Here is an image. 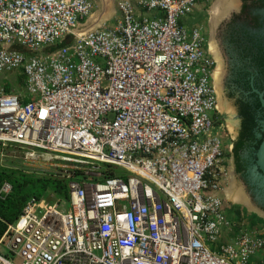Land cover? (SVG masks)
<instances>
[{"label": "built area", "instance_id": "1", "mask_svg": "<svg viewBox=\"0 0 264 264\" xmlns=\"http://www.w3.org/2000/svg\"><path fill=\"white\" fill-rule=\"evenodd\" d=\"M202 1L118 0L80 33L93 0H0V72L24 80L0 84V156L47 162L68 195L25 203L0 264H264L263 233L224 213L212 58L181 23Z\"/></svg>", "mask_w": 264, "mask_h": 264}, {"label": "flooded vegetation", "instance_id": "2", "mask_svg": "<svg viewBox=\"0 0 264 264\" xmlns=\"http://www.w3.org/2000/svg\"><path fill=\"white\" fill-rule=\"evenodd\" d=\"M209 8L199 12L203 20L206 13L207 24ZM203 20L198 29L213 63L215 121L230 144L227 166L251 210L241 206L264 220V172L258 164L264 146V0H232L210 34ZM210 38L216 57L210 52ZM231 117L234 123L229 125ZM261 158L264 163V152Z\"/></svg>", "mask_w": 264, "mask_h": 264}, {"label": "trees", "instance_id": "3", "mask_svg": "<svg viewBox=\"0 0 264 264\" xmlns=\"http://www.w3.org/2000/svg\"><path fill=\"white\" fill-rule=\"evenodd\" d=\"M65 45V42L59 43L57 47L51 48L55 50ZM19 85L22 86L23 76L18 77ZM6 91H10L11 87L7 84ZM22 89L19 87L18 90ZM239 148V144L235 145L234 152ZM4 182L11 185V191L4 198L0 199V238L4 234L7 225L13 223L21 212L25 203L32 197L40 198L48 193H53L61 199H67L66 180L52 173H24L16 169H8L0 167V187ZM224 213L228 218L237 221H244L245 225L250 229L261 230L264 228V220L257 216H241L239 211L234 207L226 206ZM264 237V234H263Z\"/></svg>", "mask_w": 264, "mask_h": 264}, {"label": "rangeland", "instance_id": "4", "mask_svg": "<svg viewBox=\"0 0 264 264\" xmlns=\"http://www.w3.org/2000/svg\"><path fill=\"white\" fill-rule=\"evenodd\" d=\"M117 1L118 0H112L113 12H115V14L113 13L104 22V26H110V27L113 26L114 25V18L119 17V13L116 12ZM100 2H101L100 0H94V11H93L94 14L93 15L101 12L102 5ZM201 7H205L206 9L208 7H210L209 8V16H211V8L213 7V0H203L202 2H200L195 7V9L193 10V12H191V14L187 15L186 17H184L182 19L181 23L183 24V26L186 27L187 30H189L193 26L199 27V24L203 20L202 15L201 14L199 15ZM203 17L205 20L206 19V13ZM86 20H87V18H85V21ZM206 22L207 21H204V26H205L204 28L208 29L207 32H209V34H210V31L212 32V28L210 25V17H209V24H207ZM211 40L212 39H209L210 42H211ZM210 42L208 43V45H210ZM15 77H16L15 72H12V73L0 72V84L7 85V83H9V82H12L15 84V82H16ZM16 83H18V82H16ZM0 167L20 170V171H22L24 173H28V174H30V173H47L53 169L52 165L47 164V162H44L41 159H34V158H27L26 159L24 157V154L22 153V151L20 149H14V148H8L4 152V155L0 156ZM118 172H119V170H118ZM227 172L228 173H227L226 184L222 186L223 187L222 195L224 194V190L229 187V185L231 183V179L233 178L232 175L230 174L229 169H227ZM222 195L220 194L221 197H222ZM224 200H225V203L228 207H234V209L236 211H239L241 213L240 214L241 216H245V217L253 216L252 214H249L247 212V210H245L243 208V206L237 205V204L234 205L232 202L228 201L225 198V196H224ZM64 208L65 209L68 208L67 203L64 205ZM247 208H249V207H247ZM261 232H264V228L261 229Z\"/></svg>", "mask_w": 264, "mask_h": 264}, {"label": "bare ground", "instance_id": "5", "mask_svg": "<svg viewBox=\"0 0 264 264\" xmlns=\"http://www.w3.org/2000/svg\"><path fill=\"white\" fill-rule=\"evenodd\" d=\"M102 5V10L100 13H97L95 15H91L90 18L87 20L86 27L80 32V33H86L95 27L102 24L105 20H107L112 14H113V7H112V0H100ZM230 4L232 5V0H215L213 3V7L211 8V16H210V25L213 28L214 25L219 21V19L223 16V13L230 7ZM234 4V3H233ZM213 31V29H212ZM212 39V38H210ZM210 42V41H209ZM210 52L216 57V51L214 47V43L210 42ZM217 76V73L215 72V78ZM217 91H218V87ZM218 94V93H217ZM223 108V107H222ZM225 112V111H224ZM234 123L233 118L231 117L229 121V125ZM225 198L238 205H246L248 206V202L243 194V191L241 187L233 180L231 179V183L228 188L224 190ZM251 210V207L248 208Z\"/></svg>", "mask_w": 264, "mask_h": 264}, {"label": "water", "instance_id": "6", "mask_svg": "<svg viewBox=\"0 0 264 264\" xmlns=\"http://www.w3.org/2000/svg\"><path fill=\"white\" fill-rule=\"evenodd\" d=\"M263 152H264V146L261 148V150H260V155H259V161H258V164L260 165V168H261V170L264 172V163H263V160H262V154H263ZM260 216H262L263 218H264V214H261Z\"/></svg>", "mask_w": 264, "mask_h": 264}, {"label": "crops", "instance_id": "7", "mask_svg": "<svg viewBox=\"0 0 264 264\" xmlns=\"http://www.w3.org/2000/svg\"><path fill=\"white\" fill-rule=\"evenodd\" d=\"M193 12V11H192ZM89 24H87V26H88ZM249 214H252V212L251 211H247Z\"/></svg>", "mask_w": 264, "mask_h": 264}]
</instances>
